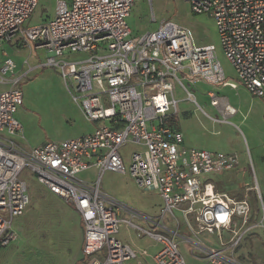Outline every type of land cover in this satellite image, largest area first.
I'll return each instance as SVG.
<instances>
[{"label": "built area", "instance_id": "built-area-1", "mask_svg": "<svg viewBox=\"0 0 264 264\" xmlns=\"http://www.w3.org/2000/svg\"><path fill=\"white\" fill-rule=\"evenodd\" d=\"M133 1L56 0L51 17L25 26L37 0H0V46L12 41L44 48L46 64L58 69L84 118L96 123L78 136L21 146L22 125L15 113L23 100L22 76L11 58L2 59L0 249L16 239L13 221L28 205L22 176L27 168L79 214L85 264H145L146 249L116 236L120 222L160 243L151 255L153 264H186L181 243L201 264H247L239 258V246L251 231L264 230V200L255 177L257 210L246 198L218 191L211 181L210 175L237 170L239 154L186 146L171 121L177 83L193 101L183 81L237 84L227 81L214 45H196L185 26L164 20L155 30L131 35L126 18ZM186 1L194 13L214 20L236 80L264 106V0ZM66 54L83 56L67 59ZM207 95L224 120L235 112L226 97L214 90ZM126 142L136 145L125 159L130 176L161 198L154 217L123 205L99 185L105 170L126 172L120 150ZM90 168L96 169L95 179L78 177ZM178 225H184L182 231Z\"/></svg>", "mask_w": 264, "mask_h": 264}, {"label": "rangeland", "instance_id": "rangeland-1", "mask_svg": "<svg viewBox=\"0 0 264 264\" xmlns=\"http://www.w3.org/2000/svg\"><path fill=\"white\" fill-rule=\"evenodd\" d=\"M55 6L56 0H37L24 25L32 26L48 19L54 14ZM164 20L187 27L196 45H214L227 81L235 82L238 86L231 88L222 86L219 82L204 80L195 83L183 81L185 89L195 97L193 101L189 99L187 91L177 83L174 88L177 100L175 116L186 146L211 151H236L239 154L237 170L210 175L211 181L218 191L236 199L246 198L257 210V194L251 187L255 182L254 175L259 173L256 152L264 153V120L263 114L259 116L256 104H253V108L250 107L252 110L248 105H252V99H259L252 96L236 80L235 71L221 49L214 20L207 14L194 13L188 1L134 0L126 18L131 35L155 30ZM47 56L44 48L21 47L12 41L4 42L0 46V65L3 58L9 57L16 64V75L22 76L19 87L23 100L15 116L22 125L23 133V138L18 141L25 148L49 140L78 136L91 131L96 125L84 118L58 69L46 64ZM82 56L66 54L64 57L74 59ZM5 87L6 85L0 83V90ZM209 90L227 97L230 104H243L241 110H247L250 131L238 120V115L228 116L224 120L219 110L210 104V97L207 95ZM134 148V143L126 142L120 149L126 172L105 170L100 175L99 185L123 205L154 217L161 205L160 196L155 190L139 188L128 172L125 159ZM22 176L27 182L29 202L23 215L13 221L17 237L0 249V264H72L75 248L81 237V224L78 223L77 213L63 199L38 183L35 175L27 168L23 170ZM78 177L93 180L96 169L90 168L79 173ZM258 180L261 184V179ZM121 216L127 214L122 212ZM133 221L145 226L142 219L134 218ZM182 226L184 225L177 227L182 231ZM118 231V235L131 237L152 254L161 247L160 243L147 236H138L133 228L123 222L119 223ZM250 244L241 242L239 258L247 264H264V244L249 247L253 253L248 250L247 246ZM183 248L180 246V250ZM186 258L189 264V257ZM76 263L85 264V260H78Z\"/></svg>", "mask_w": 264, "mask_h": 264}, {"label": "crops", "instance_id": "crops-1", "mask_svg": "<svg viewBox=\"0 0 264 264\" xmlns=\"http://www.w3.org/2000/svg\"><path fill=\"white\" fill-rule=\"evenodd\" d=\"M236 88H238V86ZM223 97H225V96H223ZM226 99L228 101V98L227 97H226ZM251 102H252V105L249 104L248 105V108H250V107L253 108V104H256L258 106V109L257 110H258L259 116L262 115L263 114V109H264V106H263L262 101L260 99L259 100L252 99ZM228 103H229V101H228ZM229 105L235 109V112L233 114L229 115V117H231L232 115H238V120L242 124H244L246 126V128H247L248 131H250V129H251L250 128V121L248 120V117H247V110L245 112L243 110H241L244 107V105L243 104H230V103H229ZM251 108H250V110H252ZM183 141H184V138H183ZM28 147H32V146H28ZM255 159H256V163H257L256 167L258 168V171H259V173H258L259 176L258 175L256 176V174H255L254 177H255V181H256L257 187L259 189V192H260V194H261V196H262V198L264 200V153L259 152V151L256 152ZM258 178L261 179V184L259 183ZM77 215H78V223L81 224L80 216H79L78 213H77ZM79 231H80V236L81 237H80V241L76 245V248H75V250H76L75 251V257H74V261H73L72 264H74V262H75V264H77L76 262L78 260H83V255H82V252H81V245H82V225H81V228L79 229ZM118 233H119V231H118ZM117 237L119 239H121L122 241L129 243L130 245L132 243L133 246L135 245L134 248H137V249L144 248V249H146L147 254L145 256H143L142 259H143V261H144L145 264H153L152 259H151L152 253L149 252L146 247H143V246L137 244V242L135 240H133L131 237L130 238H127L126 236H120L118 234H117ZM243 241H245V244L246 245H247V243H251L250 246H247L248 248L249 247L250 248L251 247L253 248V246L255 244H256V247H258V245H260V244H264V230L263 229H255V230L251 231L250 233H248L245 236V238L243 239ZM180 246H183L184 247L181 251H182V254H183L184 258H185L186 263H187V258L186 257H189V264H199V260L194 259L190 255L189 248L185 244L181 243ZM240 248H241V246H240ZM250 248L248 249V250H250L249 252H252L253 253L254 251L251 250ZM239 249H238V253H239Z\"/></svg>", "mask_w": 264, "mask_h": 264}, {"label": "trees", "instance_id": "trees-1", "mask_svg": "<svg viewBox=\"0 0 264 264\" xmlns=\"http://www.w3.org/2000/svg\"><path fill=\"white\" fill-rule=\"evenodd\" d=\"M171 121H172V123H173L176 127H178V123H177L176 116H173ZM178 128H179V127H178Z\"/></svg>", "mask_w": 264, "mask_h": 264}]
</instances>
